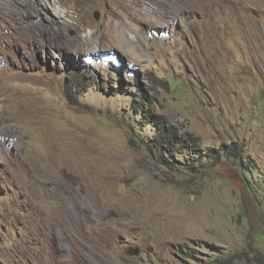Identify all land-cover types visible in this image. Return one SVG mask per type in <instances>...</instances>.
Listing matches in <instances>:
<instances>
[{"label": "rangeland", "instance_id": "1", "mask_svg": "<svg viewBox=\"0 0 264 264\" xmlns=\"http://www.w3.org/2000/svg\"><path fill=\"white\" fill-rule=\"evenodd\" d=\"M16 1L0 264H264V0Z\"/></svg>", "mask_w": 264, "mask_h": 264}, {"label": "trees", "instance_id": "2", "mask_svg": "<svg viewBox=\"0 0 264 264\" xmlns=\"http://www.w3.org/2000/svg\"><path fill=\"white\" fill-rule=\"evenodd\" d=\"M141 103L144 104V101H142ZM139 108H142V106L138 105L136 107L137 110ZM152 115L153 114L151 112H148V117H152ZM156 137H157V141L155 143H157L159 146L169 147V146L174 145L172 141V139L174 138L173 132L169 128H167L164 123L160 125V128L158 132L156 133ZM229 150L232 151L234 155H236L239 151L237 147H234V148L230 147ZM233 262L234 260L232 258L226 259L224 262L217 260L218 264H232Z\"/></svg>", "mask_w": 264, "mask_h": 264}, {"label": "bare ground", "instance_id": "3", "mask_svg": "<svg viewBox=\"0 0 264 264\" xmlns=\"http://www.w3.org/2000/svg\"><path fill=\"white\" fill-rule=\"evenodd\" d=\"M13 1V0H12ZM15 1V4H16V6H20V3L19 2H17L16 0H14ZM47 4L48 3H50V4H52V6H53V9H54V11L55 12H57V8L58 7H56L55 6V4L56 3H58L57 1H55V0H46L45 1ZM45 4V3H44ZM0 5H2V2H1V0H0ZM59 5V4H58ZM48 6V5H47ZM60 6V5H59ZM124 22H127V20H124ZM133 27L134 28H137V31H138V35H136V38H134V39H131V35H132V33H130V32H124V35H126V40L124 41V42H122V41H117L119 44H123V45H125L127 48H129V49H132V50H134V46H135V39H137L138 41L139 40H141V38H144V39H147V38H149L150 36H149V32L147 31V30H145V28L142 26V25H140V24H137V25H133ZM116 36H118V35H116ZM88 37H90V36H88ZM87 36H86V38H88ZM160 39H162L163 40V38H160ZM85 42H87V41H85ZM41 135L42 136H44V138L45 137H47L46 135H45V133H41Z\"/></svg>", "mask_w": 264, "mask_h": 264}, {"label": "water", "instance_id": "4", "mask_svg": "<svg viewBox=\"0 0 264 264\" xmlns=\"http://www.w3.org/2000/svg\"><path fill=\"white\" fill-rule=\"evenodd\" d=\"M99 16H100L99 13L95 14V18H96L97 20L99 19ZM128 253H129L130 255H139V254H140V249L137 248V247H136V248H129Z\"/></svg>", "mask_w": 264, "mask_h": 264}, {"label": "clouds", "instance_id": "5", "mask_svg": "<svg viewBox=\"0 0 264 264\" xmlns=\"http://www.w3.org/2000/svg\"><path fill=\"white\" fill-rule=\"evenodd\" d=\"M4 1H7V0H4Z\"/></svg>", "mask_w": 264, "mask_h": 264}]
</instances>
